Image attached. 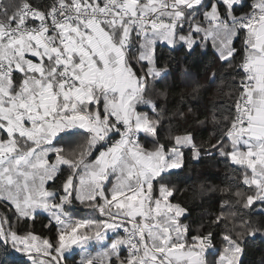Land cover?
I'll list each match as a JSON object with an SVG mask.
<instances>
[{"label": "snow or ice", "instance_id": "obj_1", "mask_svg": "<svg viewBox=\"0 0 264 264\" xmlns=\"http://www.w3.org/2000/svg\"><path fill=\"white\" fill-rule=\"evenodd\" d=\"M209 42L224 103L197 121L213 125L202 151L192 132L173 130L184 114L169 106L159 49L191 57ZM202 87L193 81L191 94ZM213 150L245 187L226 186L194 231L170 200L169 173ZM76 205L98 215L77 217ZM42 216L50 234L35 231ZM258 234L264 0L0 2V264H64L76 248L79 264H242ZM93 244L104 251L91 255Z\"/></svg>", "mask_w": 264, "mask_h": 264}, {"label": "trees", "instance_id": "obj_2", "mask_svg": "<svg viewBox=\"0 0 264 264\" xmlns=\"http://www.w3.org/2000/svg\"><path fill=\"white\" fill-rule=\"evenodd\" d=\"M7 2V0H1ZM34 3H47V0H33ZM239 47V42H237ZM159 55L169 61L172 75L166 81L169 87V106L174 112H183V118L176 117L172 125L173 130L177 132L190 131L194 134L201 150L206 151L210 141L215 137L212 135L213 125L208 123L201 126L197 123L204 120L209 114L212 105L223 104L224 98L219 94L223 87L219 80L216 84L212 82L211 73L216 72L221 75V64L217 61L216 53L208 47L206 50L199 49L195 55L188 57L183 52L172 53L169 49L161 46ZM171 57V59H170ZM230 72V70H229ZM229 72L223 75L228 76ZM193 81H198L203 87L200 94L193 96L191 94V85ZM157 89H153L152 96H157ZM183 97V98H182ZM150 138L141 134V142L147 144ZM239 174V166L233 165L229 159L215 154L204 155L199 160L188 158L184 162V167L178 171L169 173L170 183L174 186V195L170 200L179 202L186 206L190 215L187 221L195 231L203 225L207 227V221L210 219V213L215 214L221 207L222 197L225 195L223 189L230 185H238L243 189L245 186L236 180ZM259 218V212H257ZM48 222L45 216H42L35 224V231L41 235L50 234V230L42 225ZM217 246L220 245V239H216ZM245 252L241 257L242 264H264V235L248 237L245 240ZM124 253H122L123 255ZM79 254L71 257L67 256L65 264H79Z\"/></svg>", "mask_w": 264, "mask_h": 264}, {"label": "crops", "instance_id": "obj_3", "mask_svg": "<svg viewBox=\"0 0 264 264\" xmlns=\"http://www.w3.org/2000/svg\"><path fill=\"white\" fill-rule=\"evenodd\" d=\"M208 47H211V49L215 52V50H214V48L212 47V45H211L210 42L208 43L207 47H203V49L206 50ZM215 53H216V52H215ZM32 59L34 60V62H36V59H37V58H32ZM141 134H143V133H141ZM180 169H181V168H180ZM180 169H179V170H180ZM174 171H177V170H173V171H171V172H174ZM171 172H170V173H171ZM76 207H77L78 211L75 212L74 215L77 216V217H81V216H82V217H86V216H89V215H98V214H95V213H91V212H89V211L86 210V209H83L82 206H80V205H76ZM99 218L103 219V217H99ZM82 231H83V230H82ZM110 235H112V234L110 233ZM102 251H104V249H103L100 245H98V244H93V245H91V246H90V249H89L90 254L93 255V256H98L99 253H101ZM74 254H79L80 259H81L82 253L80 252V250H79L78 248L74 249L71 253H66V256L71 257V256H73ZM65 262H66V261H65ZM65 262H64V264H65Z\"/></svg>", "mask_w": 264, "mask_h": 264}, {"label": "rangeland", "instance_id": "obj_4", "mask_svg": "<svg viewBox=\"0 0 264 264\" xmlns=\"http://www.w3.org/2000/svg\"><path fill=\"white\" fill-rule=\"evenodd\" d=\"M173 170H177V171H178L179 169H173ZM173 170H172V171H173ZM81 217H82V216H81Z\"/></svg>", "mask_w": 264, "mask_h": 264}, {"label": "built area", "instance_id": "obj_5", "mask_svg": "<svg viewBox=\"0 0 264 264\" xmlns=\"http://www.w3.org/2000/svg\"><path fill=\"white\" fill-rule=\"evenodd\" d=\"M0 2H2L1 0H0ZM141 135V134H140Z\"/></svg>", "mask_w": 264, "mask_h": 264}]
</instances>
